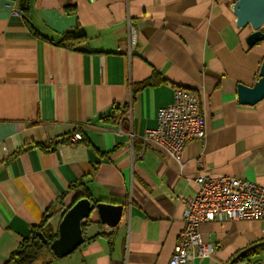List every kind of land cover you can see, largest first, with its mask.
<instances>
[{
    "label": "crops",
    "instance_id": "0c3cea01",
    "mask_svg": "<svg viewBox=\"0 0 264 264\" xmlns=\"http://www.w3.org/2000/svg\"><path fill=\"white\" fill-rule=\"evenodd\" d=\"M235 1L29 0L41 38L19 0H0L2 262L51 208L58 228L60 201L72 205L83 187L97 201L124 204L122 219L111 227L94 210L88 240L65 257L50 254L49 264H169L183 228L178 197L196 192L200 158L213 173L264 185V99H238V84L258 78L264 42L247 43L253 29L238 26ZM129 22L137 31L132 49ZM69 30L87 36L83 51L58 43ZM155 72L165 81L137 89ZM176 87L197 94L206 125L181 162L143 139ZM113 105L124 111L112 113ZM78 128L83 139L70 142ZM200 229L214 252L188 264H228L264 239L260 219ZM255 258L264 264V253Z\"/></svg>",
    "mask_w": 264,
    "mask_h": 264
},
{
    "label": "built area",
    "instance_id": "2783aa9c",
    "mask_svg": "<svg viewBox=\"0 0 264 264\" xmlns=\"http://www.w3.org/2000/svg\"><path fill=\"white\" fill-rule=\"evenodd\" d=\"M128 36L132 49L136 44L137 31L130 22ZM157 119V126L148 128L143 134L144 142L163 148L179 162L191 140L206 136L205 116L200 110L198 96L188 88L176 87L173 102L158 110ZM82 139L80 128L69 137L70 142ZM198 164L205 171L191 178L197 184L196 192L178 197L184 204L183 228L169 264H188L197 257L213 254V244L204 240L200 229L205 222L264 220V185L237 175L213 173L202 158ZM0 264L5 263L0 260Z\"/></svg>",
    "mask_w": 264,
    "mask_h": 264
},
{
    "label": "water",
    "instance_id": "95a60500",
    "mask_svg": "<svg viewBox=\"0 0 264 264\" xmlns=\"http://www.w3.org/2000/svg\"><path fill=\"white\" fill-rule=\"evenodd\" d=\"M234 12L238 26L250 25L253 29L246 38L247 43L254 46L264 42V0H236ZM238 99L239 102L248 105H255L264 99V59L253 85L238 84ZM124 209L125 206L121 203L95 202L86 196L80 197L64 213L58 226V236L51 243L52 251L57 257H65L82 245L85 241L83 223L94 210H97L104 224L115 227L120 223ZM261 243L263 242L253 244L243 252ZM250 264H262V261L257 260Z\"/></svg>",
    "mask_w": 264,
    "mask_h": 264
},
{
    "label": "trees",
    "instance_id": "16d2710c",
    "mask_svg": "<svg viewBox=\"0 0 264 264\" xmlns=\"http://www.w3.org/2000/svg\"><path fill=\"white\" fill-rule=\"evenodd\" d=\"M19 9L23 17L25 18V21L33 31V33L41 38H45V36L40 34L39 31H37L31 23L29 0H19ZM67 10L70 11L72 10V8L67 7ZM58 43L70 49L83 51L84 50L83 47L87 44V36L77 31L69 30L62 33ZM163 81H165V79L162 78L159 73L155 72L153 73L152 76L139 83L137 89H142L147 86L157 85L159 83H162ZM121 111L124 110H121L118 106L113 105L112 113L118 114L117 112H121ZM63 139L61 141H63ZM34 145H41V144H34ZM79 183L81 185H84V182L80 181ZM82 196H86L90 198L92 201L97 202V200L92 197L87 187H83V195L79 196L77 199H79ZM59 204H61L62 217H63L64 213L69 208V206L63 207L62 201H60ZM55 213L56 211H53L51 208L47 213L43 215L42 219L32 227L31 233L27 237H25L21 242V244L19 245V247L12 252V254L5 262V264H34L35 261H37L45 251L48 250L51 253H54L51 248V243L58 236V228L55 229V227L51 222V219ZM89 219L90 218H87L83 223V232L85 236L84 243L88 240L86 236L85 228H86V223L89 221ZM260 242L263 243L248 250L247 252H243V251H245L249 246L238 252L228 264H241V263L250 264L257 261L255 256L264 253V239L253 243V244H257ZM49 263H50L49 261H45L42 264H49Z\"/></svg>",
    "mask_w": 264,
    "mask_h": 264
},
{
    "label": "rangeland",
    "instance_id": "374dc122",
    "mask_svg": "<svg viewBox=\"0 0 264 264\" xmlns=\"http://www.w3.org/2000/svg\"><path fill=\"white\" fill-rule=\"evenodd\" d=\"M53 255L54 253H51L50 251H45L41 256H40V258L37 260V261H35V263L34 264H42V263H44L46 260H47V258H48V256L49 255Z\"/></svg>",
    "mask_w": 264,
    "mask_h": 264
}]
</instances>
